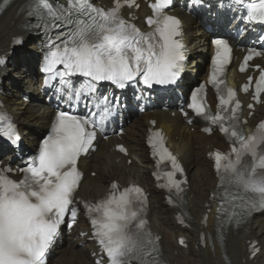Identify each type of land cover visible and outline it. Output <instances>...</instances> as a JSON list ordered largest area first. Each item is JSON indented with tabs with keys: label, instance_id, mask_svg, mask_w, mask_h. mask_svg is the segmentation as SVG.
<instances>
[{
	"label": "snow or ice",
	"instance_id": "snow-or-ice-1",
	"mask_svg": "<svg viewBox=\"0 0 264 264\" xmlns=\"http://www.w3.org/2000/svg\"><path fill=\"white\" fill-rule=\"evenodd\" d=\"M170 3L171 0H155L151 6L155 18L148 21L154 28L144 33L121 16V9L134 6L135 0H114V7L109 10L95 8L89 0H70L69 9L78 10L86 18L69 19L73 25L69 39L62 47L56 46L51 51L44 71L53 72L57 65H63L66 71L61 75L83 74L94 81H111L121 88L137 77H142L149 87L175 83L185 56L184 44L178 38L182 35L180 21L164 11ZM38 7L56 15L49 0H38ZM248 16L264 22V0H249ZM215 43L217 52L211 82L218 85L222 83L218 75L223 74L231 49L224 40ZM252 58L250 53L245 64ZM240 70L245 69L241 67ZM247 90L245 85L244 91ZM261 91H264V73L256 85L257 96ZM200 92L203 88L193 94L190 107L213 124L220 123L221 131L236 142L230 153L217 151L214 154L222 187L226 183L233 189L231 200L239 201L240 206L249 211L264 207V123L253 134L245 135L238 127L239 101L234 108H228L235 100V90L227 89L226 97L219 98L221 111L228 112L227 116L209 114ZM3 119L0 115V121ZM226 120L231 123L225 125ZM89 126L95 128V122L61 111L56 117L53 134L43 141L39 156L22 169V179H12L8 175L11 168H0V264H45V253L64 218L70 215L75 220L78 213L75 195L82 178L77 163L96 136ZM3 134L10 140L18 139L11 125ZM149 144L159 161L171 163L173 170L166 173L168 184L165 186L169 190L183 191L180 185L186 181L175 177L184 169L164 146L162 133H154ZM120 151L126 150L121 147ZM222 161L226 163L222 165ZM157 178H160L158 174ZM112 189L108 197L97 204H84L89 213H99L91 223L109 264H159L156 246L159 237H153L146 230L147 222L133 207L143 196V190L133 185L117 194L115 183Z\"/></svg>",
	"mask_w": 264,
	"mask_h": 264
},
{
	"label": "bare ground",
	"instance_id": "bare-ground-1",
	"mask_svg": "<svg viewBox=\"0 0 264 264\" xmlns=\"http://www.w3.org/2000/svg\"><path fill=\"white\" fill-rule=\"evenodd\" d=\"M32 1L11 0L7 4L5 0H0V56L6 55L5 64L0 70V98L13 113L19 128L26 133L27 145L38 141L49 126L52 117L50 115L51 107L45 102L47 96L40 94L41 83L38 79V70L41 65V47H37L40 41L34 31L26 28V24L30 20L28 14ZM52 1L55 0H49V2ZM112 2L113 0H107L105 4L110 5ZM188 9L190 7L185 10ZM175 13L179 14L178 8L175 9ZM208 13L215 14L214 11ZM202 19L203 16L200 15L197 17L183 16L186 25L184 28L186 41L194 50L192 64H194L195 57H198V60L205 58L207 38L203 27L208 23L201 22ZM17 37H22L21 51L18 55H21L23 61L18 59V55L16 57L8 55ZM31 40L33 41L31 42ZM22 63L29 65L27 67ZM201 69L199 67L194 69L197 74L196 79L201 78ZM16 75L24 77V80L17 82V85L14 83ZM195 81L191 78L189 80L192 84ZM111 91H113L111 88L103 90L104 97L102 98L100 94L98 101L103 103L106 100L112 101L111 98H107ZM23 95L32 97L29 104L22 101ZM165 108L166 103L159 101L156 102V108L151 115L128 114L131 122L125 127L123 141L131 153L132 165L128 166L126 159H123L120 164L115 163V157L109 153V148L113 145L114 140L109 145L100 143L97 153L89 161H85L87 163L86 177L79 196L96 200L104 195L113 180L119 181L123 186L129 182H138L151 189L152 164L148 158L145 137L148 118L158 117L157 127L163 128L167 132L170 146L180 155L188 173L190 184L188 207L193 218L191 230H183L176 226L173 213L163 204L162 194L152 188L151 217L154 227L164 234L161 244L166 261L169 264H188L190 260L194 264H264V214L249 219L240 229L228 227L219 231L216 228V210L213 207L207 224L201 222L208 209V204L211 203L209 195L216 184L206 154L216 144H223L222 139L218 135L206 137L198 130L192 133L190 127L183 120L177 116L170 117ZM259 112H264V106L259 109ZM259 117L250 121V125L257 122ZM90 172H96V177L92 178ZM85 227L84 223L80 222L77 230L84 232ZM165 230L173 231L174 243L169 242ZM202 233L206 235V247H199V251L196 253V243ZM181 234L186 235L193 242V248L192 250L188 249V253L177 247V238ZM68 238L67 243L64 242L62 246H59L48 264H95L94 260L98 258V255L91 242L79 238ZM251 240L257 241L261 245V253L255 262H250L247 259V242Z\"/></svg>",
	"mask_w": 264,
	"mask_h": 264
},
{
	"label": "rangeland",
	"instance_id": "rangeland-1",
	"mask_svg": "<svg viewBox=\"0 0 264 264\" xmlns=\"http://www.w3.org/2000/svg\"><path fill=\"white\" fill-rule=\"evenodd\" d=\"M21 59V58H20ZM23 65H25V66H27L28 67V65L26 64V63H22ZM22 65V66H23ZM202 78V77H201ZM15 80H14V83L17 85V82H22L23 80H24V77L23 76H18V75H16L15 76V78H14ZM191 132H194V131H192L191 130ZM166 231V236H167V238L169 239V242L170 243H173L174 241H175V238L173 237V232L171 231V230H165ZM75 235V234H74ZM76 236V235H75ZM77 237H75V239H76ZM84 240V239H83ZM193 245H191V247H192ZM196 257V256H195ZM188 264H194V262H192L191 260L189 261V263Z\"/></svg>",
	"mask_w": 264,
	"mask_h": 264
}]
</instances>
